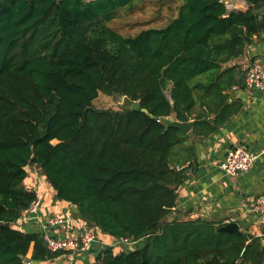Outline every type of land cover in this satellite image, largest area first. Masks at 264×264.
Masks as SVG:
<instances>
[{"label":"trees","instance_id":"1","mask_svg":"<svg viewBox=\"0 0 264 264\" xmlns=\"http://www.w3.org/2000/svg\"><path fill=\"white\" fill-rule=\"evenodd\" d=\"M136 0H0V264L54 259L42 231L17 221L36 198V165L58 200L101 233L87 264H264V238L203 218L167 220L196 143L241 108L233 61L264 34V0H182L162 27L124 36L108 23ZM170 88L171 95H165ZM141 108H93L98 93ZM191 121L188 132L164 119Z\"/></svg>","mask_w":264,"mask_h":264},{"label":"crops","instance_id":"2","mask_svg":"<svg viewBox=\"0 0 264 264\" xmlns=\"http://www.w3.org/2000/svg\"><path fill=\"white\" fill-rule=\"evenodd\" d=\"M224 1L229 11L245 10L249 7L246 0ZM181 2L182 0H176V5H173V17L176 16ZM165 8L169 9V5ZM259 12L263 15L264 9H259ZM234 62L239 63L243 69L250 62L264 64V34L254 37L253 42L247 45L244 53ZM232 96L240 101L241 108L212 134L196 143V158L188 171L187 179L177 190L176 203L167 220L203 218L216 223L235 221L240 230L264 238V223L254 212L257 198L264 194V153H260L264 147V92L244 87L234 90ZM235 146H243L257 153L256 159H259L260 166L254 163L248 171L239 172L234 176L225 174L219 165L228 150ZM25 171L27 176L24 184L27 189L35 191L40 202L37 213L40 221L50 215L60 214L76 221L78 225H86L78 218L75 205L55 197L54 189L36 165H27ZM78 225L68 221L53 232L59 236H67ZM17 226L24 231H42L39 222L34 219L27 221L19 219ZM94 229L99 239L94 244L95 247L103 242L108 244L113 242L115 237ZM136 243L140 242L136 241ZM116 248L121 250L119 247ZM30 254L31 249L22 264H87L93 262L95 258L94 250L62 254L42 262L28 261Z\"/></svg>","mask_w":264,"mask_h":264},{"label":"built area","instance_id":"3","mask_svg":"<svg viewBox=\"0 0 264 264\" xmlns=\"http://www.w3.org/2000/svg\"><path fill=\"white\" fill-rule=\"evenodd\" d=\"M245 88L257 89L264 92V64L258 62H250L245 68ZM264 140V130H263ZM260 153H264V147ZM258 154L243 147L235 146L228 150L226 157L220 163V169L227 175L234 176L239 172L248 171L255 163ZM40 202L37 198L31 201L29 206L22 212L21 220L27 221L34 219L39 222L43 232L44 240L47 248L51 252L62 251L63 254H73L75 252H90L99 241L97 231L85 224H80L68 217L60 214L48 216L45 220H39L37 215ZM254 212L257 214L261 222L264 223V194H261L254 206ZM73 222L78 225L75 230L71 231L67 236H59L54 234L53 230L63 226L66 222ZM113 245L135 244L136 241L127 238H114ZM100 245H109L106 242ZM25 262V259L23 260Z\"/></svg>","mask_w":264,"mask_h":264},{"label":"rangeland","instance_id":"4","mask_svg":"<svg viewBox=\"0 0 264 264\" xmlns=\"http://www.w3.org/2000/svg\"><path fill=\"white\" fill-rule=\"evenodd\" d=\"M167 5L169 9L165 8ZM173 5H176V0H136L130 7L119 9L116 17L108 25L124 36L135 35L143 28L157 27L170 21L173 17ZM122 105L119 96L102 92H99L91 103L93 108L99 109H121ZM113 243L110 242L109 245L119 247L121 250L134 246V244L113 245Z\"/></svg>","mask_w":264,"mask_h":264},{"label":"water","instance_id":"5","mask_svg":"<svg viewBox=\"0 0 264 264\" xmlns=\"http://www.w3.org/2000/svg\"><path fill=\"white\" fill-rule=\"evenodd\" d=\"M165 95L168 98H170V95H171L170 88L166 89ZM119 99H120V101L125 103L128 107H130L131 109H135V110L140 109L143 112H147V110L145 108H141L140 107V104L138 103V101H135V100H132V99H130L128 97H125L124 95H120ZM164 121H165V123L167 125L179 128V129L183 130L184 132H188L191 129V125H192L191 121L181 122V121L173 120V119H170V118H165ZM255 164L257 166H260L259 159H256ZM218 229L220 231H224V232H228V233H238V232H240L239 225L235 221L227 222L225 225H222ZM99 251H100V249H97V251L95 252L94 256H96L99 253ZM29 260L30 259L28 258V261Z\"/></svg>","mask_w":264,"mask_h":264}]
</instances>
